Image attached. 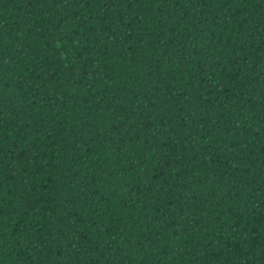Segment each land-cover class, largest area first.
<instances>
[{
  "label": "trees",
  "instance_id": "trees-1",
  "mask_svg": "<svg viewBox=\"0 0 264 264\" xmlns=\"http://www.w3.org/2000/svg\"><path fill=\"white\" fill-rule=\"evenodd\" d=\"M0 264H264V0H0Z\"/></svg>",
  "mask_w": 264,
  "mask_h": 264
}]
</instances>
